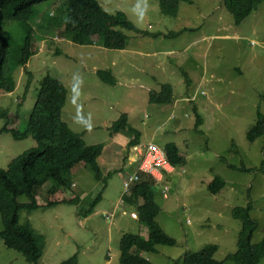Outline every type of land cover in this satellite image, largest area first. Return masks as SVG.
I'll return each instance as SVG.
<instances>
[{
	"label": "rangeland",
	"instance_id": "1",
	"mask_svg": "<svg viewBox=\"0 0 264 264\" xmlns=\"http://www.w3.org/2000/svg\"><path fill=\"white\" fill-rule=\"evenodd\" d=\"M97 1L109 13L124 12L141 32L122 29L127 35L123 46L107 34L66 33L62 23L50 20V15L64 14L65 1L37 3L38 13L29 22L34 23L37 52L17 71L15 89L0 91V168L7 169L13 157L36 145L31 137L17 140L2 129L24 128L46 75L67 89L62 119L86 144L104 145L97 159L101 179L78 163L65 173L74 187L50 196L47 182L37 190L38 207L21 211L20 221H30L45 238L38 264H57L74 254L80 264H120L121 236L147 237L137 209L123 202V182L137 171L136 145L128 146L136 136L139 145L176 144L185 163L162 168L156 182V221L174 244L133 252L153 264H185L186 253L213 243L218 245L215 259L236 264L226 259L240 229L232 209L252 203L250 217L257 227L251 241L264 236V135L254 141L246 136L258 114H264V0L240 23L221 0H182L175 15L163 13L159 0ZM4 29L12 58L24 32L13 19L6 20ZM97 70L111 72L114 83L103 82ZM166 83L172 86V100L151 101V93ZM122 113L133 131H112ZM217 175L224 186L213 194L208 184ZM60 193L79 200L45 206ZM0 264L31 263L0 238ZM258 264H264V257Z\"/></svg>",
	"mask_w": 264,
	"mask_h": 264
},
{
	"label": "trees",
	"instance_id": "2",
	"mask_svg": "<svg viewBox=\"0 0 264 264\" xmlns=\"http://www.w3.org/2000/svg\"><path fill=\"white\" fill-rule=\"evenodd\" d=\"M46 0H0V91L12 92L17 83V71L26 65L31 55L37 52L35 28L30 20L37 15L35 4ZM66 5L64 14L60 18L50 15L55 25L63 24L64 32L79 33L82 35H110L114 42L123 46L127 35L122 29L134 32L140 31L122 11L109 13L97 0H64ZM182 0H159L160 9L168 15H175ZM226 9L233 15L236 23H240L246 16L257 8L263 0H221ZM13 19L20 23L24 35L17 52L10 58L9 37L4 29L6 20ZM50 21V22H51ZM37 26L41 25L37 21ZM187 30V29H183ZM34 32V33H33ZM63 32V33H64ZM141 32V31H140ZM155 35V34H154ZM169 35V34H167ZM97 75L103 82L114 83L111 72L97 70ZM159 92L151 93V101L169 102L173 98L170 83L162 84ZM28 84L26 85V90ZM67 99V89L56 77L46 75L41 85L34 105L29 113L23 129L7 128L14 139L31 137L36 145L28 148L13 157L7 169L0 168V216L3 228L0 238L4 245L20 253L31 264H38L43 254L45 238L38 233L30 221H20L21 211L32 210L38 207L37 190L50 182L47 194L62 192V189L74 187L75 182L66 179L65 173L78 163H84L94 172L95 177L101 179L102 174L97 159L103 151L102 143L88 145L80 133L73 131L62 119V110ZM1 116V115H0ZM5 116V114H3ZM197 124L201 118L197 114ZM113 132L133 128L129 125L128 115L122 113L111 125ZM136 134H139L136 132ZM264 135V114L259 113L256 122L247 131V139L254 141ZM140 142L139 136L131 139L128 146L132 147ZM167 161L172 167L183 165L185 157L179 152L174 143L164 145ZM225 158H223L224 160ZM226 162V160H224ZM133 165V164H132ZM135 166V165H134ZM232 169L247 170L228 164ZM264 163L262 164V168ZM138 178L132 181L123 195V202L137 209L138 219L148 230L147 237L139 234L124 233L119 242L120 264H153L148 259L133 252V249L147 252H156L158 245H173L174 239L169 236L156 221L160 206L155 200L157 179L149 173L138 170ZM224 186L220 176H215L208 184V190L216 194ZM26 201H19V197ZM74 196V195H73ZM65 197L58 194L55 200H49L45 206L58 203H73L79 197ZM94 202L85 210V214L92 213ZM252 203L245 206H236L232 209V217L240 222L237 234L236 248L226 255V259L236 264H258L264 257V236L258 243H252V234L257 223L250 217ZM218 249L217 244L209 243L195 252L186 253L185 264H223V261L214 258ZM57 264H80L77 255Z\"/></svg>",
	"mask_w": 264,
	"mask_h": 264
},
{
	"label": "built area",
	"instance_id": "3",
	"mask_svg": "<svg viewBox=\"0 0 264 264\" xmlns=\"http://www.w3.org/2000/svg\"><path fill=\"white\" fill-rule=\"evenodd\" d=\"M133 149H135L133 163H137V171L141 170L152 174L156 179H160L158 177V172H161L162 168L167 170L172 169V166L167 161L165 150L157 146L155 143L150 142L146 145H136L132 150ZM136 172L124 180L123 185L125 186V190L129 187L132 181L138 178ZM131 215V217H137L136 213L132 212Z\"/></svg>",
	"mask_w": 264,
	"mask_h": 264
},
{
	"label": "crops",
	"instance_id": "4",
	"mask_svg": "<svg viewBox=\"0 0 264 264\" xmlns=\"http://www.w3.org/2000/svg\"><path fill=\"white\" fill-rule=\"evenodd\" d=\"M184 29H188V28H184ZM91 36H97V35H91ZM142 142H139L138 144H136V145H139V144H141ZM131 148V147H130ZM130 151V150H129Z\"/></svg>",
	"mask_w": 264,
	"mask_h": 264
},
{
	"label": "clouds",
	"instance_id": "5",
	"mask_svg": "<svg viewBox=\"0 0 264 264\" xmlns=\"http://www.w3.org/2000/svg\"><path fill=\"white\" fill-rule=\"evenodd\" d=\"M132 213V212H131ZM133 213H135V212H133ZM134 218H136V217H134Z\"/></svg>",
	"mask_w": 264,
	"mask_h": 264
}]
</instances>
